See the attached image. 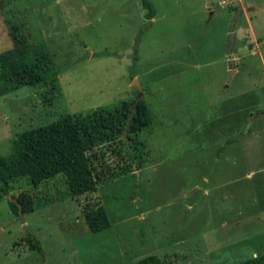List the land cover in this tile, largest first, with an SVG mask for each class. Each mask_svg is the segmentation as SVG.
<instances>
[{
  "label": "rangeland",
  "instance_id": "374dc122",
  "mask_svg": "<svg viewBox=\"0 0 264 264\" xmlns=\"http://www.w3.org/2000/svg\"><path fill=\"white\" fill-rule=\"evenodd\" d=\"M149 1L151 19L141 0L9 2L20 33L47 47L57 83L0 94V156L22 131L65 113L140 98L152 122L138 136L144 166L94 191L71 196L61 175L36 186L11 179L0 193V264H130L151 254L236 264L264 253V0ZM5 19L0 11V51L13 45ZM20 192L32 211L11 210ZM96 205L110 226L92 232L83 208Z\"/></svg>",
  "mask_w": 264,
  "mask_h": 264
},
{
  "label": "trees",
  "instance_id": "16d2710c",
  "mask_svg": "<svg viewBox=\"0 0 264 264\" xmlns=\"http://www.w3.org/2000/svg\"><path fill=\"white\" fill-rule=\"evenodd\" d=\"M10 1L0 0V11L13 40L12 47L0 51V94L41 82L55 85L57 75L47 47L42 42L29 41L20 33L19 25L10 18L13 14V8L8 5ZM141 3L145 17L153 18L155 9L151 2L141 0ZM151 122L148 105L139 98L132 104L124 102L114 110L97 109L76 116L65 113L49 123L28 128L15 138L10 155L0 156V193L8 194L13 178L28 177L36 186L59 175L64 177L71 196L94 191L144 166V142L138 136ZM236 138L230 137L220 145L217 155ZM11 196L21 205L22 214L34 209L29 193ZM8 201L11 210L20 214L18 203ZM83 215L92 232L110 226L102 205L84 206ZM26 241L31 249H41L31 234L26 236ZM130 264L165 263L151 254ZM236 264H264V253Z\"/></svg>",
  "mask_w": 264,
  "mask_h": 264
},
{
  "label": "water",
  "instance_id": "95a60500",
  "mask_svg": "<svg viewBox=\"0 0 264 264\" xmlns=\"http://www.w3.org/2000/svg\"><path fill=\"white\" fill-rule=\"evenodd\" d=\"M207 1L209 2L210 0H207ZM239 10H240V8H239ZM234 40H235V32L232 31L229 34L228 46H227V54L229 56L228 65H229V68H230L229 75L233 73L234 66H235V60H234L233 54H232L233 46H234ZM134 82H135V84H137V87L140 89L139 84H138V80L134 79ZM263 113H264V111H263ZM9 199H10V201H14V202L18 203L16 201V199H14L11 195L9 196ZM18 205H19V212H20V214H22L21 211H20L21 205L19 203H18Z\"/></svg>",
  "mask_w": 264,
  "mask_h": 264
},
{
  "label": "crops",
  "instance_id": "0c3cea01",
  "mask_svg": "<svg viewBox=\"0 0 264 264\" xmlns=\"http://www.w3.org/2000/svg\"><path fill=\"white\" fill-rule=\"evenodd\" d=\"M137 79V78H136ZM138 80V79H137Z\"/></svg>",
  "mask_w": 264,
  "mask_h": 264
}]
</instances>
